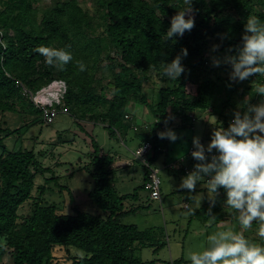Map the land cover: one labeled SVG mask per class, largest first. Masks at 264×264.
I'll list each match as a JSON object with an SVG mask.
<instances>
[{"label": "trees", "instance_id": "1", "mask_svg": "<svg viewBox=\"0 0 264 264\" xmlns=\"http://www.w3.org/2000/svg\"><path fill=\"white\" fill-rule=\"evenodd\" d=\"M96 2L91 10L81 0H0V237L6 240L0 244V261L8 253L9 264H191L183 257L140 258L137 250L143 245L156 243L158 251L163 244L159 240L151 243V230L125 224L123 219L150 207L140 201L141 192H149L148 199H152L147 188L150 168H159L156 164L162 155L167 158L171 143L159 139L158 131L169 127L180 135L186 127L195 128V122L204 116L199 111L213 108L219 117L215 123L205 118L204 140L209 142L215 129L227 128L233 113L244 110L241 105L247 99L246 93H253L256 83L264 80V76L250 77L243 90L238 83L214 79L206 66L209 56L237 54L246 19L256 17L264 23V0H192L190 14L195 26L174 41L165 40L166 30L171 17L187 7L185 0ZM38 45L65 48L72 53L73 61L63 71L47 66L44 57L34 51ZM185 48L188 54L182 58V76L178 80L162 78L160 66ZM81 61L86 65L85 71L78 68L77 62ZM151 71H156L166 83L155 97L144 89ZM57 81L65 84L66 91L62 104L55 107H66L79 124H102L113 138L124 143L123 134L133 131L138 142L136 149L147 142L153 144L147 156L149 166L139 161L145 167L142 185L132 193L121 194L113 176L116 167L111 166L119 156L106 153L92 137L94 150L84 168L95 182L89 196L100 210L97 214L77 207L74 213L62 212L45 199L46 185L41 186L39 196L34 194L39 174L52 173L45 179L47 184H58L60 177L51 166L43 165L34 147L25 145L24 127L31 123L13 129L4 119L8 112L27 110L33 117L32 124H51L32 97ZM261 99L253 93L251 101L247 100L255 104ZM135 103L151 108L152 124L143 125L136 120L130 112V105ZM175 118L182 121L178 128L172 126ZM14 135H18L21 144L9 149L6 140ZM191 148L193 144L188 149L189 156ZM181 161L171 160L169 168L170 161L166 160L164 168L173 173H189ZM191 163L198 161L192 157ZM225 199L226 194L220 189L215 202L206 199V204L216 209L229 208ZM131 200L135 203L128 205ZM27 203L31 204L30 214L20 215ZM234 217L232 212L218 220ZM252 224L259 228L256 221ZM244 236L250 242L264 244L258 233ZM57 248H64L71 260L59 262Z\"/></svg>", "mask_w": 264, "mask_h": 264}, {"label": "rangeland", "instance_id": "2", "mask_svg": "<svg viewBox=\"0 0 264 264\" xmlns=\"http://www.w3.org/2000/svg\"><path fill=\"white\" fill-rule=\"evenodd\" d=\"M49 1L46 0V2ZM81 1L82 4L91 10L95 9L97 4L96 0ZM228 57H230L228 52L209 56L206 66L212 70L214 79L220 77L223 82L229 80L231 84L238 83L241 89L245 90L249 85L248 80L233 82L229 79L231 64L228 62ZM214 59L221 61L218 67L214 66ZM148 74L150 80L145 81L144 89L147 95L155 97L157 90L166 83L160 79L156 71H151ZM59 85V82H55L50 88L54 87L57 89L56 87H59ZM189 87H192V85H189ZM51 93L53 92L47 93L44 91L38 96L37 100L45 102L46 98L52 97L50 96ZM54 95L56 93H53ZM246 98L251 101L253 93L251 91L247 92ZM215 110L217 109L215 108ZM130 112L143 125L153 123L151 108L145 104H131ZM198 114H204V116L202 115L203 117L195 122L194 129L186 127L180 132V135L177 132L178 130L173 129L178 138L175 142L171 141L167 158L162 155L156 164L160 168L162 177L163 200L148 199L149 192L142 191V199L140 201L150 204V207L130 214L123 219L125 224H136L141 230H151V243L159 240L158 243L161 242L163 244L158 251H156V243L154 245H143L142 248H139L137 255L144 260H171L181 257L188 260L190 252L202 251L206 247L207 237L218 231H236L251 236H256L258 233V228L253 224L248 229L240 226L236 220V213L232 209H216L207 205L206 199L209 200V197L206 188H204L205 182L201 181L200 184L198 183L194 192L189 193L188 190L179 187L181 178L186 174L181 172L170 174L171 172L169 173V170H167L170 168L171 160H179V162L182 160L181 165L192 171L195 164L191 163L192 156L187 155V152L190 145L193 144V137H198L205 146L209 143L204 140L206 133L205 118L209 117L210 123H215L219 115L213 111V108L199 111ZM4 117L7 124L13 129L20 127L25 122L31 123L30 126L24 127L25 145H28V148L34 147L35 151L39 153L43 165L46 167L51 166L55 174L60 177L58 184L55 181L47 184L45 179L52 177V173L39 174L33 192L36 196H39L41 186L46 185L45 199L50 203L56 204L64 213H74L76 207L93 214L100 212L89 196V192L95 187V182L92 175L84 168L88 164L94 150L92 144L93 136L106 153H111L112 155L116 153L119 156V162L111 166L116 167L113 176L117 190L121 194L132 193L136 187L143 183L145 167L133 155V151L138 145L133 131H129L127 136L123 134L125 144L123 140L113 138L109 130L102 124L94 125L92 121H81V124H79L73 115L69 113H60L55 118V121L48 125L32 124L33 117L27 110L8 112ZM181 122L179 118L173 119V128H178ZM35 136H37V141L34 140ZM17 140L18 135L8 138L6 140L7 147L14 149L20 146L21 142ZM164 148L167 147L164 146ZM166 160L170 161L169 168H164ZM201 196L202 199L199 204ZM129 203L135 202L131 200L128 201V205ZM190 208L194 209V211L189 212ZM30 212L31 204L27 203L20 209L19 213L20 215H28ZM232 212L235 214L234 219L218 220ZM5 243L6 240L0 237V244ZM55 254L56 259L61 263L71 260L64 248H57ZM9 259L10 254L6 253L0 264H9Z\"/></svg>", "mask_w": 264, "mask_h": 264}, {"label": "clouds", "instance_id": "3", "mask_svg": "<svg viewBox=\"0 0 264 264\" xmlns=\"http://www.w3.org/2000/svg\"><path fill=\"white\" fill-rule=\"evenodd\" d=\"M185 3L187 7L171 17L166 41L182 37L195 26L190 14L192 0H185ZM241 39L237 54L228 57L231 64L229 79L233 82L264 76V23L256 17H248ZM34 51L44 57L47 66L61 71L73 61L72 53L65 48L38 45ZM187 54V49H182L181 54L160 66L161 77L178 80L185 71L182 58ZM220 63L219 59L213 60L214 66L218 67ZM77 64L80 71L86 70L82 61ZM253 93L262 98L260 102L253 104L246 99L241 105L244 110L233 113L227 128L215 129L207 146L198 137H193L191 155L198 163L181 178L179 187L192 193L203 180L212 203L218 191L223 189L226 194L224 204L236 213L239 225L248 229L256 221L258 235L264 240V80L256 83ZM157 136L172 142L178 138L169 127L158 131ZM201 199L202 196L199 204ZM193 211L189 209V212ZM188 260L191 264H264V244L250 242L241 232L218 231L207 237L202 251L190 252Z\"/></svg>", "mask_w": 264, "mask_h": 264}, {"label": "built area", "instance_id": "4", "mask_svg": "<svg viewBox=\"0 0 264 264\" xmlns=\"http://www.w3.org/2000/svg\"><path fill=\"white\" fill-rule=\"evenodd\" d=\"M55 82H53L54 84ZM59 87H56L57 89L50 88L53 84L50 85V87L44 91L53 92L56 93V95L53 96V93H51V98H46L45 102L42 100H37L38 96L42 94L44 91L40 92L36 97H32V99L35 101V103L44 109L45 112V120L48 123L54 122L55 118L60 113H69L68 109L66 107L57 108L55 107L56 104H62L63 96L66 91L65 84L63 82H59ZM129 117V115H128ZM153 144L151 142H147L145 145L139 147L135 151H133V155L136 160H139L143 162L144 164L149 166L147 156L152 151ZM194 148L190 149V155ZM206 155H209L206 153ZM192 156V155H191ZM135 161V160H134ZM151 173H150V181L147 183V188L150 191L151 198L154 200H163V194H162V179L160 177V169L157 167L151 166ZM187 172H190L189 168H186Z\"/></svg>", "mask_w": 264, "mask_h": 264}, {"label": "crops", "instance_id": "5", "mask_svg": "<svg viewBox=\"0 0 264 264\" xmlns=\"http://www.w3.org/2000/svg\"><path fill=\"white\" fill-rule=\"evenodd\" d=\"M210 142V141H209ZM117 162H119L118 160L115 162V163H117ZM122 166V165H121ZM123 167V166H122ZM171 172V173H170ZM169 173L170 174H173V171H171V170H169ZM174 174H176V173H174Z\"/></svg>", "mask_w": 264, "mask_h": 264}]
</instances>
